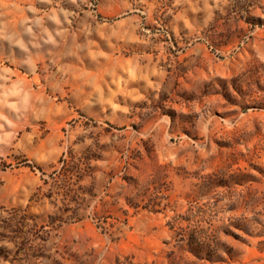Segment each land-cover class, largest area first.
Segmentation results:
<instances>
[{
    "label": "rangeland",
    "instance_id": "obj_1",
    "mask_svg": "<svg viewBox=\"0 0 264 264\" xmlns=\"http://www.w3.org/2000/svg\"><path fill=\"white\" fill-rule=\"evenodd\" d=\"M255 210L264 0H0V264H264Z\"/></svg>",
    "mask_w": 264,
    "mask_h": 264
},
{
    "label": "trees",
    "instance_id": "obj_2",
    "mask_svg": "<svg viewBox=\"0 0 264 264\" xmlns=\"http://www.w3.org/2000/svg\"><path fill=\"white\" fill-rule=\"evenodd\" d=\"M28 166H33L28 164ZM249 225L235 224L234 227L245 231L248 235L255 238V248L264 254V211L255 210L252 218L248 221Z\"/></svg>",
    "mask_w": 264,
    "mask_h": 264
}]
</instances>
